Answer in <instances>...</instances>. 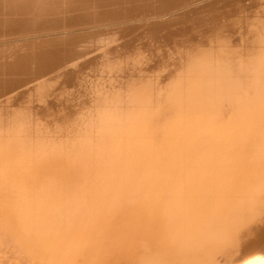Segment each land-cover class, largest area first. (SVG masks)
<instances>
[{
	"label": "bare ground",
	"instance_id": "6f19581e",
	"mask_svg": "<svg viewBox=\"0 0 264 264\" xmlns=\"http://www.w3.org/2000/svg\"><path fill=\"white\" fill-rule=\"evenodd\" d=\"M191 1L0 0V32L92 27L0 45V226L38 211L16 231L35 263L264 264V0Z\"/></svg>",
	"mask_w": 264,
	"mask_h": 264
},
{
	"label": "rangeland",
	"instance_id": "374dc122",
	"mask_svg": "<svg viewBox=\"0 0 264 264\" xmlns=\"http://www.w3.org/2000/svg\"><path fill=\"white\" fill-rule=\"evenodd\" d=\"M189 1H191V0H189ZM195 1H197L196 3H194L193 5L195 6L196 4L197 5H201V4H203L204 6L206 5V4H208L209 2H213V1H216V0H199L200 1V4H199V1L198 0H192L191 2H186V4H184L185 5V7H187V6H189V5H192V2H195ZM254 1V3H255V0H253ZM252 0H222L220 3H218V5L217 6H215L214 7V9L213 10H211V11H207V8L206 7H202V8H200L198 11L200 12V13H197V14H195V15H192V16H190V17H196V16H209V15H217V16H219L220 14H221V16L222 15H224V16H229V15H232V16H230V19H233V14L235 13L234 11H236V8L235 7H237V10H243V9H246L245 10V12H250L249 14L250 15H252V12L254 11V12H256L255 10H254V7H253V11H251V9H252V7H248L249 6V4L251 3V2H253ZM260 2L259 0H256V2ZM264 2V1H263ZM189 5H188V4ZM191 3V4H190ZM206 3V4H205ZM182 5V4H181ZM181 5L179 6V8H181ZM248 5V6H247ZM247 6V7H246ZM200 7V6H199ZM182 8H183V6H182ZM247 8H248V10H250V11H248L247 10ZM198 11H196V12H198ZM221 12V13H220ZM234 12V13H233ZM244 12V13H245ZM262 12V11H261ZM218 13V14H217ZM231 13V14H230ZM257 13V12H256ZM264 13V12H263ZM209 14V15H208ZM258 14H260V12L258 13ZM253 15H255V18L256 17H258L257 19H260L261 20V22L263 21V19H264V15H257L256 16V14L255 13H253ZM51 16H53V18H54V16H55V14L54 15H51ZM60 16V14H58V16H57V14H56V16H55V18H57V17H59ZM252 16H250V18H251ZM51 18V17H50ZM50 18H48L49 20H50ZM53 18H51V19H53ZM53 19V20H51V21H47V18L45 19V22H44V25H40V28L39 29H37V30H39L40 32H41V34L43 33V35H44V33H45V30H48V31H46L47 33L48 32H50V37H53V36H56V37H54V38H52V39H55V38H59V36L61 35V37L63 36V35H65L64 33H66L67 31L70 33H72V34H74V33H76V32H78V33H86V32H91V30H89V29H92V27H91V25H87V26H83V27H79V29L76 27L75 28V30H73L74 29V26H73V28H71V27H69L68 29H70V30H66V32H64L63 33V27H62V31H60V29H59V27H61L60 26V24L59 23H61V21H58V20H61V16L59 17V19L57 18V19ZM164 18H166V17H164ZM254 18V16L252 17V19ZM262 18V19H261ZM260 20H259V22L258 23H260L261 25H264V23L262 22H260ZM46 21H47V23H46ZM152 21H156V20H151L150 19V21H149V19H147V22H145V23H142V25H139L138 23H132L133 21H131L129 24H127V25H122L120 28H123L122 30H121V32H120V34L119 35H121V34H123V35H125V37H123L122 39H120L118 42L119 43H122V45L121 46H119V48H120V50H128V49H130V48H135V47H138L139 46V44L142 42V41H145L146 39H143L144 37H148L149 36V34H148V32L149 31H147L146 29H148L149 28V26L147 27V23H150V22H152ZM59 22V23H58ZM51 23L53 24V26L51 25ZM49 24V25H48ZM54 24H58L59 25V27H58V25H55L54 26ZM46 25H47V27H46ZM144 25V26H143ZM152 25V24H151ZM150 25V26H151ZM43 27V30H42V27ZM48 26H50V28L48 27ZM139 26H141V27H139ZM53 27H55V28H53ZM58 27V28H57ZM89 27H91V28H89ZM136 27V28H135ZM48 28V29H47ZM124 28H126V29H124ZM129 28H133V29H129ZM36 29H34L33 28V30L35 31H33L32 29H30V30H28V31H26V30H24L23 32H20L21 33V35H24V36H21V35H19L18 36V32L17 31H14V33L12 32H10V33H6V32H0V34H2V36L0 35V41H1V39H4V40H2L4 43L2 44V41L0 42V45H5L6 44V42H7V44L6 45H8V41H9V43H14V41H15V39L13 40V38H14V36L15 37H17L16 38V42H17V39L19 40L18 42H20V41H22V40H24V39H27L28 37H31V38H33L34 37V39L35 38H43L42 36H41V34H40V32L39 31H37ZM49 29H51L50 31H49ZM55 29V30H54ZM57 29V30H56ZM59 29V30H58ZM128 29V30H127ZM32 30V31H31ZM53 30V31H52ZM82 30V31H81ZM124 30H126V31H124ZM29 31H30V33H29ZM43 31V32H42ZM55 31H59V32H55ZM74 31V32H73ZM28 32V34L26 35L25 33H27ZM33 32V33H32ZM36 32H39V33H36ZM66 33V34H69V33ZM23 33V34H22ZM37 34V35H39L40 34V36H37V35H35L34 36V34ZM52 33V34H51ZM55 33H61V34H55ZM70 33V34H71ZM126 33V34H125ZM164 33V31H162V32H160V33H158L157 35H162ZM5 34V35H4ZM7 34H9L8 36H7ZM10 34H11V36H10ZM14 34V36H12ZM49 34V33H48ZM48 34H47V36H48ZM55 34V35H54ZM30 35V36H29ZM46 35V34H45ZM58 35V36H57ZM135 35V36H134ZM4 36V37H3ZM7 36V37H6ZM10 36V37H9ZM21 36V40H20V37ZM47 36H44V38H46ZM48 36V37H49ZM47 37V39H51V38H48ZM60 37V38H61ZM64 37V36H63ZM24 38V39H23ZM31 38H29V40L31 39ZM130 38V39H129ZM5 39H9L8 41L7 40H5ZM10 39H12L13 40V42H12V40H11V42H10ZM33 39V41H35ZM234 40V39H233ZM233 40H231V41H229V42H227V43H234V41ZM6 41V42H5ZM31 41V40H30ZM30 41H25V42H30ZM235 42L237 43V42H239V41H237L236 39H235ZM131 43V44H130ZM18 44H20V43H18ZM136 44V45H135ZM232 46V45H231ZM223 48H225V46H222ZM221 47V48H222ZM229 48V49H228ZM238 49V51L237 50H235V52L237 51V54L235 55L234 53L235 52H233L231 55H235V56H233L232 58L233 59H235L236 61L239 59V61H240V59L242 60V53H241V49H242V47L240 46V45H235V46H233V48L231 47H229V46H226V49H228L227 51L229 52V53H231V51L230 50H232V49ZM263 48H260V51L262 50ZM221 50H223V49H221ZM259 49H257V50H255V51H258ZM224 51H225V49H224ZM233 51V50H232ZM240 51V52H239ZM239 52V53H238ZM225 53H227L226 51H225ZM229 53H227V54H229ZM241 53V54H240ZM263 55H264V50H263ZM224 54V53H223ZM241 56H240V55ZM230 55V54H229ZM237 55H239L238 57H241V58H238L237 59ZM220 56H221V54H220ZM225 56H226V54H225ZM222 57V56H221ZM243 60H244V57H243ZM246 61V60H245ZM70 65H72V64H69L67 67H69ZM134 162V161H133ZM132 162V163H133ZM142 162V161H141ZM131 163V162H130ZM135 163H137V162H134V164ZM143 164L141 165L139 162L137 163L138 164V168L139 169H142V168H144V165L146 166V164H148L145 168H147L150 164H149V162L148 163H146L145 161H143L142 162ZM134 164H132V166L134 165ZM137 164H135L134 166H136L137 167ZM139 164L141 165V167L139 166ZM153 164H155V163H153ZM156 165H158L159 166V164H155L154 166H156ZM163 165V164H162ZM161 164H160V168L161 167H163V166H166V167H168L167 165H163L162 166ZM169 166L171 165V164H168ZM175 164L173 163L172 165H171V169L169 168L168 170H170V171H172V170H175L176 172H177V169H179V168H176V165H177V163H176V165L174 166ZM133 166V167H134ZM151 166H152V164H151ZM173 166L175 167V169H172L173 168ZM135 167V168H136ZM159 167H153V169L152 170H154V171H157V172H159L160 170L162 171V170H165V171H167L166 169L167 168H165V167H163V169L161 168V169H157V170H155L154 168H159ZM149 169H150V166L148 167ZM187 171V170H186ZM157 172H155V174L157 173ZM86 174H88V173H86ZM174 175V174H173ZM86 176V175H85ZM91 177V178H90ZM86 178V180H88L87 178H89V181H91V183L90 182H87V183H89L90 185L92 184V176L90 175V173H89V177H88V175L85 177ZM84 178V179H85ZM94 184V183H93ZM93 194V193H92ZM61 196V198H68V195H67V197H66V195H65V197L64 196H62V194H60ZM91 195V194H90ZM94 196H95V198H97L98 196H96V194L94 193L93 194ZM56 196H58V198H59V194H55V195H53L52 197L53 198H50L51 200H55L56 199ZM85 197H87V196H85ZM91 198H89V200L90 201H92V200H94L95 198L94 197H92V196H90ZM57 198V199H58ZM56 199V200H57ZM92 199V200H91ZM60 200V199H59ZM67 200V199H66ZM93 202V201H92ZM22 211H24V210H22ZM27 212V211H26ZM2 213V210H0V216L2 215L1 214ZM30 213V212H29ZM36 213H38V211H36L34 214H28V212H27V217L25 216L24 217V214L23 213H21L22 215H21V217L24 219L22 222H23V226L21 225V223L19 222V224L17 223L16 224V222H15V220H14V226L12 225V226H10L11 225V222H12V220H11V222L10 223H2L1 225H3L4 226V230H3V226L1 227L0 226V234L3 236V235H6L5 237H6V240H7V237L9 236V240H7V243H6V240H5V237L3 236L2 237V239L0 238V240L1 241H3V240H5V243H3L2 244V242L0 241V250H2L3 248H5L6 249V252H5V250H3L2 252H3V254L4 253H8L10 256H12L13 258H11L10 256V260H9V257H8V254L7 255H5V257H2V252H1V254H0V264H8L9 263V261H11L10 262V264H37V263H39L40 261H38L37 259H36V256H40L42 253H41V251H39V253H37V252H34V251H32L31 250V248H29L28 246L30 245V244H28V246H27V242H26V240H28L30 237L29 236H31L30 234H28L29 233V231L30 232H32V230H30L32 227H33V225H31V224H25V221L27 222V220H25L26 218L28 219V218H32L31 216H34ZM60 213V212H59ZM30 215V216H29ZM63 215V214H62ZM21 218V219H22ZM58 221L60 220V224H59V227L57 226V224H58V221H57V224H56V221L55 222H52L51 220H50V222H51V226L49 225L50 224V222H45V225H41L40 227H39V229L40 230H44V229H42L43 228V226H49V228H52L51 230L52 231H57V230H55V229H57V228H55V227H58V231H57V234H60L59 233V231L62 229V230H64L65 229V226L67 225L68 227H69V225L68 224H70V223H66V222H63L62 223V221L64 220L63 219V217L61 218V219H57ZM13 223V222H12ZM48 223V225H46ZM65 223H66V225H65ZM8 224V225H7ZM62 224H63V226H62ZM5 225H6V227H5ZM18 225V226H17ZM52 226H55V227H52ZM60 226H62L63 228H61ZM28 227H30V229L28 230V232H27V234H28V236H26V237H23V236H25V235H27L26 233L24 234V233H22V231L20 232V233H17V232H19V230L18 229H26L27 230V228ZM68 227L66 228V230L68 231ZM45 228V227H44ZM47 228V230H48V227H46ZM7 229H8V233H7ZM38 229V228H37ZM54 229V230H53ZM3 230V231H2ZM35 230V229H34ZM46 230V233L47 232H51L50 231V229L47 231ZM65 230V231H66ZM4 231H6V232H4ZM10 231H17L16 233H17V236H16V234H15V232H10ZM65 231H63V232H65ZM23 232H25V230H23ZM61 232V231H60ZM23 234V236H22V238H21V236L20 235H22ZM52 233V232H51ZM56 233V232H55ZM62 233V232H61ZM0 235V236H1ZM10 235L14 238V236L13 235H15L16 236V238L18 237V239H16L15 238V240L13 239V240H10ZM29 237V238H28ZM4 238V239H3ZM24 238H26V240L24 239ZM12 239V238H11ZM31 239V238H30ZM18 240V241H17ZM25 240V241H24ZM8 241H11V242H8ZM14 242V243H13ZM26 243V244H25ZM30 243V242H29ZM9 244H11V245H9ZM4 245H9V248H7L8 246H6V247H4ZM11 247H12V250H11ZM14 247V248H13ZM25 247H27V249H25ZM16 248V249H15ZM21 248V249H20ZM33 252V254H32V256H30V250ZM8 249V250H7ZM9 249L12 251H9ZM16 250L17 251V253L16 252H13V250ZM14 250V251H15ZM21 250V251H20ZM27 250V251H26ZM9 252H11V253H9ZM30 252V253H29ZM13 253H16V254H13ZM37 253V254H36ZM36 254V255H35ZM24 255V256H23ZM4 256V255H3ZM14 256H16V259H15V257ZM35 256V257H34ZM4 258V259H2V258ZM6 259V261H4ZM12 259H14V260H12ZM14 261V262H13ZM8 262V263H7ZM35 262H37V263H35ZM41 263V262H40ZM44 264H46V263H44Z\"/></svg>",
	"mask_w": 264,
	"mask_h": 264
}]
</instances>
